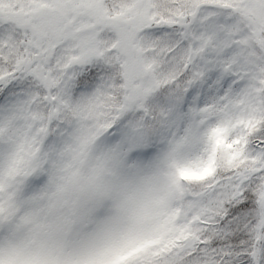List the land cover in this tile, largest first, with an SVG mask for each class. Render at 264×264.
<instances>
[{
    "label": "snow or ice",
    "instance_id": "1",
    "mask_svg": "<svg viewBox=\"0 0 264 264\" xmlns=\"http://www.w3.org/2000/svg\"><path fill=\"white\" fill-rule=\"evenodd\" d=\"M0 264H264V0H0Z\"/></svg>",
    "mask_w": 264,
    "mask_h": 264
}]
</instances>
